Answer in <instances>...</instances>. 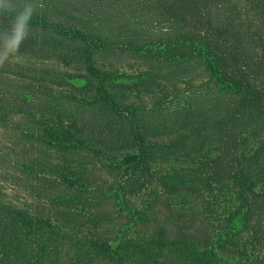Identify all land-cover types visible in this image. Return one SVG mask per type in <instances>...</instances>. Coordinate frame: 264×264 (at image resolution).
<instances>
[{
	"label": "trees",
	"instance_id": "trees-1",
	"mask_svg": "<svg viewBox=\"0 0 264 264\" xmlns=\"http://www.w3.org/2000/svg\"><path fill=\"white\" fill-rule=\"evenodd\" d=\"M35 3L0 67V264H264V0Z\"/></svg>",
	"mask_w": 264,
	"mask_h": 264
},
{
	"label": "clouds",
	"instance_id": "clouds-1",
	"mask_svg": "<svg viewBox=\"0 0 264 264\" xmlns=\"http://www.w3.org/2000/svg\"><path fill=\"white\" fill-rule=\"evenodd\" d=\"M35 0H27L23 7L15 12L10 30L4 35L3 54L0 55V67L10 55L19 52L20 45L29 34V21L36 12ZM14 5L11 0H0V12H12Z\"/></svg>",
	"mask_w": 264,
	"mask_h": 264
},
{
	"label": "rangeland",
	"instance_id": "rangeland-1",
	"mask_svg": "<svg viewBox=\"0 0 264 264\" xmlns=\"http://www.w3.org/2000/svg\"><path fill=\"white\" fill-rule=\"evenodd\" d=\"M72 82H73L75 85H81V84H82L81 79H72Z\"/></svg>",
	"mask_w": 264,
	"mask_h": 264
}]
</instances>
